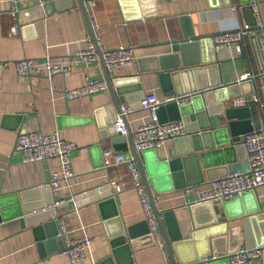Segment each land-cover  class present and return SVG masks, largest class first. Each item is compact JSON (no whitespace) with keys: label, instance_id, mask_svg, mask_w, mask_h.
I'll return each mask as SVG.
<instances>
[{"label":"crops","instance_id":"0c3cea01","mask_svg":"<svg viewBox=\"0 0 264 264\" xmlns=\"http://www.w3.org/2000/svg\"><path fill=\"white\" fill-rule=\"evenodd\" d=\"M257 1L259 18L264 24V0ZM89 2L93 15L91 23L95 27L93 32L98 45L103 50L133 47L137 57L135 65L109 71L102 61L87 66L78 62L76 54L86 51L90 42L95 43L91 40L85 14L76 0L20 2L17 4L19 13L16 17L10 13L9 0H0V264H71L64 253V240L54 238L52 226L46 227V223L28 226L25 222L28 216L19 217L20 199L26 202L27 208H39L53 200L77 201V209L66 207L59 210L61 218L57 220L58 232L61 222H64L72 240H91L86 260L76 264H117L113 258L115 249L112 247V236L119 233L122 225L132 229L135 239L132 261L124 254L119 259L120 264H169L165 248H159L146 235V226L143 224L147 221V213L128 166L121 164L103 168V152L115 150L108 132L109 122L118 114L112 93L107 89L68 101L65 91L82 87L89 81L107 82V70L113 79H119L115 91L116 88L120 90V93H116L120 106L129 104L136 109L127 118V126L132 134L149 122L148 113L138 107L142 95L154 92L161 101L169 97L177 98L178 95L165 90L169 83L176 84V90L185 93L186 89L192 90L197 85V80L207 87L218 83L227 86L241 83L244 75L252 74L256 79L248 82L254 83V94L264 103V88L261 86L263 74L255 53V37L259 40L264 30L254 26L257 19L250 8V0ZM45 3L48 8L43 7ZM182 18L190 20L197 38L209 37L214 40L213 36L217 34L248 25L255 28L256 36L245 38L242 56L237 54L234 47L215 50L218 63L203 66L205 71L197 73L200 79L192 77L191 80V77L179 75L169 81L163 79L155 69L161 58L171 54L174 43L183 40L185 24ZM16 27L18 32L14 35L12 30ZM49 59L65 66L72 64L70 72L49 78L45 67ZM22 60H32L40 73L31 78L20 76L15 64ZM248 85L243 89L249 90ZM234 99L230 98L223 106L226 109L232 107ZM211 104L213 112H216L220 106L216 98ZM257 107L259 123L263 127L264 116ZM194 114L196 116L195 111ZM161 117L168 120L169 113L163 110ZM205 118L217 129L226 127L228 123L225 115H207ZM199 122L200 117H196L194 124L198 126ZM21 132H40L47 136L58 132L64 140L77 146L71 157L75 176L70 179V187L65 182L55 184L51 181L52 175L61 171L57 159L30 163L23 161L22 153L16 151L15 147ZM244 136H240L241 142L235 144L233 152L226 155L235 161L228 166L210 169L200 158L198 165L194 162H188L187 166L181 165L180 176L183 179L178 177L179 183H173L174 186L185 183V187L170 189L173 184L168 179L160 180L158 190L150 184L158 211L196 204L198 193L206 189L212 180L223 177L228 171L246 169L248 158ZM124 137L131 153L132 146L128 137ZM202 142L205 143L204 140ZM175 148V143L168 141L157 150L158 160L181 158L175 153ZM117 153L125 155L124 152ZM218 156L213 154L214 162L226 159L225 156L222 159ZM197 166L203 177L202 182H196L201 179L194 177L198 173L191 172L190 178L184 174L185 171H194ZM111 181L118 182L121 191L109 186ZM98 187H104L101 195L96 192ZM255 193L253 198L229 207L230 214L255 211L259 207L258 222L264 221V186L257 188ZM111 199H114V204L100 208L101 203ZM196 208V213L193 211L191 215L193 224L199 220L200 226H209L217 219V225L227 224L229 230L243 227L242 219L228 220V213L220 202H214L212 206L196 205ZM172 223L176 230L184 226L180 217ZM111 257L113 260L108 262ZM254 263L264 264V255Z\"/></svg>","mask_w":264,"mask_h":264},{"label":"water","instance_id":"95a60500","mask_svg":"<svg viewBox=\"0 0 264 264\" xmlns=\"http://www.w3.org/2000/svg\"><path fill=\"white\" fill-rule=\"evenodd\" d=\"M88 1L90 0H76L85 14L91 40L95 43L100 54L101 50L98 42L96 41L92 24L89 20L86 6ZM47 6V3L43 5L45 8H48ZM250 8L252 9L251 5ZM182 21L185 24L183 40L174 43L171 54L168 55V57L161 58L159 66H157L155 69V71L160 72L163 79H169V81L174 80L175 77L179 75L186 76V78L191 77V80L192 77L200 79L197 73H202L205 71L203 66H209L218 63L217 55H215V45L213 38H197L194 30L191 28L189 22L190 20L188 18H182ZM256 25L257 23L254 26ZM255 40V53H257L261 63L260 71L262 73L264 69L263 57L262 53L259 51L257 37H255ZM106 75L108 89L112 93L114 104L119 114L121 112V106L117 99L116 93H120V90L116 88L117 91H115V87H118V85H116V81H119V79H113L107 70ZM195 82L197 85H195L192 90L186 89L187 92L185 93L180 92V90H176V84H173V86L171 83H169V86L165 89L166 91H170L173 94L178 95L177 98L190 95L191 102L188 104L179 105L178 101L175 100L173 102L163 104L160 107L161 109L159 112L160 121L163 123L183 121L184 124L187 125L188 134L185 137L176 138V140L173 141L176 145L175 153L181 158H177V160L174 159L159 161L157 150L138 152L133 142V135L127 126L126 121V126L129 129L127 137L129 143L132 146V152L130 153L128 151V144L125 142L127 141L126 138L123 137L120 139L121 135L118 134L115 130V127H113L118 114L113 120L109 122L108 126L110 129L108 132L112 137L115 150L117 152H124V156L127 159L133 158L137 165V169L145 186V190L150 199L152 213H154L158 230L161 233L164 244L163 248L166 250L169 264H230L226 257L238 251L242 246H245L248 249L256 246L264 248V221L258 222L259 217L257 215L261 211L259 207L256 208L255 211L248 210L246 213L241 212L235 215L230 214L229 211V207H231L233 204L243 200L247 201L250 197L253 198L256 194L255 191L238 196L234 200H231V202L222 203L224 209L228 213V220H243V227L238 226L229 230L227 228V224L217 225V219L214 220L212 225L200 226L199 222H197L199 220L196 218L197 221L193 224L191 215L194 214V212L196 213V205L206 204L212 206V203H196L190 206L185 205L165 212H159L150 188V184H152L154 188L158 190L160 180L167 179L173 184L170 189L174 188L177 186H174V183H179L180 178L183 179V177L180 176L181 165L184 164V166H187L188 162H194L196 165H198L200 158L205 161L207 168L210 169L217 166H228L235 161L233 159H229L226 155H228L229 152H233L236 143L241 142L240 136L246 135L253 130H258L261 128L257 106H246L245 108L228 106L227 109L223 106L224 104L228 103L230 98L237 99L245 95L254 94L256 92V88H254L253 82L244 81L227 86H221V84L218 83L211 85L210 87H207V85H202L198 80ZM245 85H248L250 89L244 90L243 88ZM261 86L264 88V75H262L261 78ZM144 96L145 95H142L141 97L143 98ZM214 98H216L217 104L220 105L218 106L219 108L216 112H213V108L211 107V103L214 101ZM123 99L125 100V97ZM163 110H166L169 113L168 120L162 119L161 112ZM207 115L210 117H222L225 115V120L228 123L226 127L219 129L213 128L211 122L208 120L206 121L205 117ZM196 117H198V119L200 117V122L198 123L199 127L194 124L196 122ZM202 140H204L205 143H203ZM213 154L219 155L218 157L220 159L225 156L227 160L224 159L214 162L212 159ZM247 169L248 163L246 165V169L232 170L231 168L230 170L246 172ZM191 172H194V174L198 173V175L196 176L195 174L194 177L201 178L199 181L197 179L196 182L203 181V177L200 176L201 174L199 172L198 166L196 169H194V171H185L184 174L190 178ZM229 173L230 172L228 171L223 175V177L219 178H224ZM186 185L187 184L182 183L179 184L177 188L185 187ZM22 200L23 199H20V206H18L19 217H22V215H27L28 217L25 219V222L28 226L36 227L44 223H46V227L52 226L54 229V238H56V240L62 241V238L58 236L59 233L57 220L61 218L58 211L66 207L74 210V204L69 202L56 205L57 201L53 200L52 202L45 204V206H40L39 208H27L26 202H23ZM114 203V199H111L107 202L101 203L100 208ZM46 207H48V209H46ZM117 213L118 212L116 210V214ZM179 217L184 226L182 229L176 230L172 222L175 218ZM143 225L146 226L147 237H150L151 241L154 242L148 221H145ZM112 237H114L112 247L115 249L113 251V258L115 257L117 264H120L119 259L124 254H126L127 257L130 258V261H132V246L134 244L133 240L135 239L132 229L128 227L125 228L122 225L119 233ZM215 256L217 259L212 260V257ZM113 258L111 257L108 262L112 261ZM206 259H208V261H205Z\"/></svg>","mask_w":264,"mask_h":264},{"label":"built area","instance_id":"2783aa9c","mask_svg":"<svg viewBox=\"0 0 264 264\" xmlns=\"http://www.w3.org/2000/svg\"><path fill=\"white\" fill-rule=\"evenodd\" d=\"M24 1L33 0H9L11 8L10 13L13 17L18 16L19 13L17 4ZM250 2L254 16L257 19V28H262L264 30V24L259 18L258 1L250 0ZM41 4H43V2ZM89 4L90 2L88 1L86 6L91 23L93 15L91 14ZM91 24L93 30L95 31L93 23ZM17 32V27L12 30V34L14 35H16ZM247 36H256L254 27L248 25L239 30L226 31L217 34L213 36L215 50L226 47H234L237 54L242 56L243 44ZM258 46L264 61V35L259 38ZM100 50L101 53L99 54L96 45L90 42L87 50L78 52L75 57L83 66L94 63L100 64L102 61L109 71H115L124 66L135 65L137 63V57L134 55L133 47L121 46V48L115 50H103L100 47ZM71 65L72 64L69 66L61 65L49 59L48 62L45 63L47 76L52 78L56 74H67L71 70ZM15 67L17 73L22 77L31 78L40 73L37 64L32 60L18 61L15 64ZM262 74L264 75V69ZM255 79L256 76L246 74L244 75L242 81H254ZM107 89L108 83L106 81H89L82 87L65 91L64 94L66 99L71 101V99L74 98L105 92ZM190 98V95H187L181 98L169 97L166 101H161L154 92L145 94V96L140 100L139 109L148 113L149 122L141 125V128L132 134L133 142L138 152L146 150H159V148L163 147L168 141H175L176 138L185 137L188 134L186 125L180 121L166 123L161 122L159 112L161 109L160 107L163 104L177 100L179 105H184L189 102ZM251 105L259 106L264 116V103L261 102L259 96L256 94H252L251 96L245 98H238L232 102V106L235 107L245 108L246 106ZM120 110L121 112L117 115L116 122L113 127H115L118 134L124 137L129 133V129L126 126L127 118L130 114L134 113L136 109L132 105L123 104ZM243 141L248 158L247 171H231L224 178L212 180L206 189L198 193L199 195L196 203L213 204L214 202H231V200H234L238 196L251 191H256L257 188L264 186V126L258 130H253L247 133L244 136ZM15 147L16 151L22 153L23 161L27 163L57 159L59 161L61 171L53 174L51 181L55 184L65 182L66 185L70 187V179L75 176L71 157L73 151L77 149V146L73 142L71 143L64 140L58 132L50 136L44 135L40 132H21ZM102 162L103 168L105 169L121 164H126L128 166L130 176L134 182V187L138 191L139 196H141L143 208L145 213H147V221L151 234L154 238V243L162 249L164 244L161 233L158 230L154 213H152L149 196L147 195L145 186L133 158L127 159L123 154L117 153L116 150L107 149L103 152ZM109 186L112 188L114 187L118 192L121 191V187L116 181L109 182ZM103 189L104 187H98L96 189L97 194L101 195ZM68 202H72L74 204V209L78 208L77 201L73 199L69 201H57L56 205ZM58 233V236L64 240V253L67 255L70 263L76 264L78 262L85 261L88 249L91 245V240L89 238H83L75 241L72 240L70 237L71 233L66 230L64 222H61V229ZM263 255V247L256 246L248 249L245 246H242L238 251L228 255L226 258L230 264H255L254 261L261 259ZM215 259H217L216 256L212 257V260ZM205 261H208V259Z\"/></svg>","mask_w":264,"mask_h":264}]
</instances>
